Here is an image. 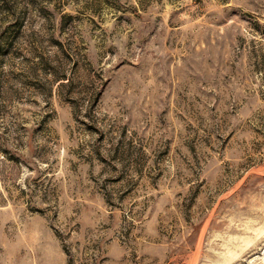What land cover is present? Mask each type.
<instances>
[{
	"label": "rangeland",
	"instance_id": "374dc122",
	"mask_svg": "<svg viewBox=\"0 0 264 264\" xmlns=\"http://www.w3.org/2000/svg\"><path fill=\"white\" fill-rule=\"evenodd\" d=\"M0 264H264V0H0Z\"/></svg>",
	"mask_w": 264,
	"mask_h": 264
}]
</instances>
